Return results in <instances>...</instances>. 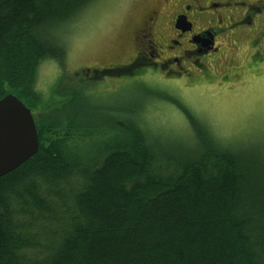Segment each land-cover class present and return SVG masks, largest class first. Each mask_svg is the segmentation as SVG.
Listing matches in <instances>:
<instances>
[{
  "label": "trees",
  "instance_id": "1",
  "mask_svg": "<svg viewBox=\"0 0 264 264\" xmlns=\"http://www.w3.org/2000/svg\"><path fill=\"white\" fill-rule=\"evenodd\" d=\"M94 1L0 0V100L35 113L38 138L0 177V264H264L263 149L203 130L178 152L136 109L125 139L104 142L103 125L58 117L36 91L39 65L64 62L52 32Z\"/></svg>",
  "mask_w": 264,
  "mask_h": 264
},
{
  "label": "rangeland",
  "instance_id": "2",
  "mask_svg": "<svg viewBox=\"0 0 264 264\" xmlns=\"http://www.w3.org/2000/svg\"><path fill=\"white\" fill-rule=\"evenodd\" d=\"M156 5V0H122L118 4L96 0L62 30H54L52 35L64 45L65 58L59 65L49 59L39 65L35 82L38 94L44 100L52 97V108L60 112L58 117L78 115L84 124L103 125L104 142L108 138L122 141L134 123L129 110L136 109L137 114L132 115L136 122L147 132L159 134L157 139L169 140L178 152L192 149L193 136L203 130L232 148L264 150V64L253 62L250 68L242 65L250 62L247 57L253 51L238 54L246 56L238 60L236 50L225 40H219L223 57L205 63L207 75L196 73L169 80L161 73H147L113 78V83L109 79L94 82L82 90L79 99L68 93L67 84L75 88L83 84L84 88L79 81L84 78L81 70L128 61L133 54L131 34ZM57 83L58 89L53 90ZM100 138L92 137L90 148L101 145Z\"/></svg>",
  "mask_w": 264,
  "mask_h": 264
},
{
  "label": "flooded vegetation",
  "instance_id": "3",
  "mask_svg": "<svg viewBox=\"0 0 264 264\" xmlns=\"http://www.w3.org/2000/svg\"><path fill=\"white\" fill-rule=\"evenodd\" d=\"M156 3L140 22L139 29L131 34L133 54L128 61L97 70H81L84 78L80 82L93 85L109 79L113 83V78L126 75L135 78L147 73H161L169 80L196 73L207 75L205 63L223 57L219 40L230 43L237 59L246 57L238 54L253 51L247 57L250 62L242 65L248 64L250 68L253 62L264 64V0H156ZM241 66L234 69L237 71ZM58 86L57 83L53 90ZM70 86L67 84L68 93ZM78 86L81 91L87 89L83 84Z\"/></svg>",
  "mask_w": 264,
  "mask_h": 264
},
{
  "label": "water",
  "instance_id": "4",
  "mask_svg": "<svg viewBox=\"0 0 264 264\" xmlns=\"http://www.w3.org/2000/svg\"><path fill=\"white\" fill-rule=\"evenodd\" d=\"M31 110L12 95L0 100V177L10 174L38 151Z\"/></svg>",
  "mask_w": 264,
  "mask_h": 264
},
{
  "label": "snow or ice",
  "instance_id": "5",
  "mask_svg": "<svg viewBox=\"0 0 264 264\" xmlns=\"http://www.w3.org/2000/svg\"><path fill=\"white\" fill-rule=\"evenodd\" d=\"M101 2L106 4H118L121 3L122 0H101Z\"/></svg>",
  "mask_w": 264,
  "mask_h": 264
}]
</instances>
